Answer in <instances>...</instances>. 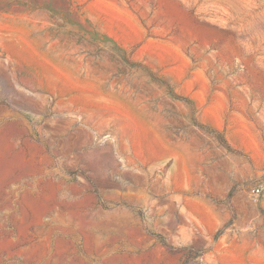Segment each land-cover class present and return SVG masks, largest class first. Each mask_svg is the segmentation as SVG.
<instances>
[{
  "label": "rangeland",
  "instance_id": "obj_1",
  "mask_svg": "<svg viewBox=\"0 0 264 264\" xmlns=\"http://www.w3.org/2000/svg\"><path fill=\"white\" fill-rule=\"evenodd\" d=\"M0 264H264V0H0Z\"/></svg>",
  "mask_w": 264,
  "mask_h": 264
}]
</instances>
